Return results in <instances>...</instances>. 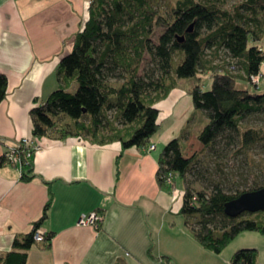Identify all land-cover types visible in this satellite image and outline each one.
<instances>
[{
  "label": "trees",
  "instance_id": "16d2710c",
  "mask_svg": "<svg viewBox=\"0 0 264 264\" xmlns=\"http://www.w3.org/2000/svg\"><path fill=\"white\" fill-rule=\"evenodd\" d=\"M226 1L91 0L89 20L76 34L72 52L57 67L60 88L32 109L34 137H84L100 144L121 142L124 149H145L160 127L157 103L169 96L179 79L196 78L190 95L195 109L204 110L208 121L198 134L203 151L215 148L220 138L234 143L235 133L240 134L241 150L263 143L264 128L243 124L248 116L264 113V91L256 85L257 91L252 92L238 83L251 82L264 65V45H260L264 41V0H239L232 10L224 7ZM155 28H165V32L154 46ZM147 52L158 57L162 72L150 81L140 77ZM203 72L212 78L210 90L201 82ZM8 88V76L0 73V104ZM65 116L70 121H64ZM202 154L187 156L181 139H173L160 155L157 174L164 189L175 186L178 178L185 181L182 213L195 237L204 247L221 253L243 232L264 235V211L245 212L236 218L225 213L228 201L264 184L228 193L216 182L212 190L195 191L189 177ZM171 175L173 184L168 182ZM36 177L32 159L24 165L22 179ZM50 206L49 201L29 232L15 236L11 251L0 252V264H26L35 245L51 246L53 233L41 242L35 239ZM258 256L256 248L240 249L231 263L258 264Z\"/></svg>",
  "mask_w": 264,
  "mask_h": 264
},
{
  "label": "crops",
  "instance_id": "0c3cea01",
  "mask_svg": "<svg viewBox=\"0 0 264 264\" xmlns=\"http://www.w3.org/2000/svg\"><path fill=\"white\" fill-rule=\"evenodd\" d=\"M90 3L0 0V73L9 78L0 104V252L13 249L15 236L29 232L50 201L41 229L54 234L51 246L35 245L26 264H232L233 255L244 248L258 249V264H264L262 233L243 232L215 253L186 223L185 191L159 184L160 155L170 141L184 136L196 113L192 96L179 86L171 93L180 92L176 111L174 105H161L167 99L157 105L160 126L164 119L168 124L151 138L153 151L149 145L124 149L121 142L44 137L38 139L42 149L33 156L37 177L31 181L4 161L8 146L34 137L32 109L60 88L57 67L89 20ZM199 132L180 138L186 150ZM94 211L104 214L100 229L78 224L83 214Z\"/></svg>",
  "mask_w": 264,
  "mask_h": 264
},
{
  "label": "rangeland",
  "instance_id": "374dc122",
  "mask_svg": "<svg viewBox=\"0 0 264 264\" xmlns=\"http://www.w3.org/2000/svg\"><path fill=\"white\" fill-rule=\"evenodd\" d=\"M238 2L239 0H227L224 7L232 10L234 6L238 4ZM164 32L165 28L153 29L151 38L152 44L154 46L159 44L160 36ZM260 45L263 46L264 41ZM210 53L211 52L209 51L207 52V58L210 57ZM161 73L162 72L159 67L158 57L154 53L147 52L141 65L140 77L146 81H150L151 79L160 77L162 75ZM202 81L205 83L204 89L210 90L212 87V78L210 77V73L203 72L201 82ZM196 84V78H185L178 80V86L180 89L189 92V94ZM238 86L243 89H248L252 92L257 91L254 87L256 84L252 81H240ZM259 86L260 88H258V90L263 92L264 84L261 83ZM75 87L76 86L73 87L74 92L77 90ZM171 93L166 98V102H163L161 105L168 109L174 105L172 107L173 110L177 106L175 105V102L178 99L177 94L180 92H176L174 97ZM191 100L193 101L192 97ZM160 102H158L157 105ZM195 112L196 113L190 117V121L187 122L186 128L184 127V136H187L190 132L196 133L201 131L208 122L207 120L204 121V117H207L204 110L195 109ZM110 114L113 116L114 112L110 111ZM63 120L67 122L70 121V119L66 116L63 117ZM167 124V121L164 119L159 129L165 130ZM243 127L264 128V113H257L248 116L244 120ZM184 136H181L180 138L184 139ZM240 139V134L235 133L234 143L232 142V144H230L228 139L220 138V142L216 144L215 148L203 151L204 147L199 142V140L196 141L195 137H190L187 144L188 149H185V153L187 154L188 152L189 155H193L194 153L203 152L201 163L190 174L189 177V182L195 191L202 188H208L209 190H212L216 182H220L222 188L228 193H236L239 190H248L258 182L264 184V142L255 144L248 150H241ZM219 164L222 166L219 167ZM176 187L184 192L186 188L185 181L178 178Z\"/></svg>",
  "mask_w": 264,
  "mask_h": 264
},
{
  "label": "built area",
  "instance_id": "2783aa9c",
  "mask_svg": "<svg viewBox=\"0 0 264 264\" xmlns=\"http://www.w3.org/2000/svg\"><path fill=\"white\" fill-rule=\"evenodd\" d=\"M264 66V65H263ZM262 71L258 75H254L251 78L252 82H255L256 85H259L261 83L264 84V72ZM42 149V145L40 144V141H38V138L35 137H23L19 139L18 141L14 142L12 145L8 146L4 153V161L10 164H13L19 170L22 172V169L25 164L29 163L35 154L36 151H39ZM156 149V146L154 144H150L147 147L148 151H153ZM174 176L171 175L168 178V182L170 184H173ZM104 220V214L98 211H94L91 213H85L83 214L78 224L81 226H91L96 229L101 228V224ZM46 232L42 230L41 228L37 230L35 239L36 241H43L46 237Z\"/></svg>",
  "mask_w": 264,
  "mask_h": 264
},
{
  "label": "water",
  "instance_id": "95a60500",
  "mask_svg": "<svg viewBox=\"0 0 264 264\" xmlns=\"http://www.w3.org/2000/svg\"><path fill=\"white\" fill-rule=\"evenodd\" d=\"M195 23H193L189 31L192 32ZM185 40L184 36L179 38L180 42ZM264 211V187L256 190L244 192L239 197L230 200L225 205V213L233 218L240 216L245 212Z\"/></svg>",
  "mask_w": 264,
  "mask_h": 264
}]
</instances>
